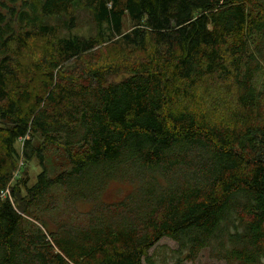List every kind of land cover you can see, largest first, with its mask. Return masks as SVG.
Returning a JSON list of instances; mask_svg holds the SVG:
<instances>
[{"label":"trees","instance_id":"1","mask_svg":"<svg viewBox=\"0 0 264 264\" xmlns=\"http://www.w3.org/2000/svg\"><path fill=\"white\" fill-rule=\"evenodd\" d=\"M32 1L0 0V192L10 193L0 198V264H170L149 255L163 238L176 244L171 264L205 249L224 264H264L263 92L255 84L264 0H35L31 9L43 16L82 6L121 35L116 60L79 75L63 63L100 46V26L92 38L68 36L21 62L33 36L47 35L18 25ZM124 16L134 24L122 34ZM217 85L233 94L234 124L193 105L199 90ZM42 145L67 167L48 169ZM34 159L42 170L28 187ZM113 183L131 190L108 203L102 195ZM43 205L83 221L37 213Z\"/></svg>","mask_w":264,"mask_h":264},{"label":"rangeland","instance_id":"2","mask_svg":"<svg viewBox=\"0 0 264 264\" xmlns=\"http://www.w3.org/2000/svg\"><path fill=\"white\" fill-rule=\"evenodd\" d=\"M40 1V0H39ZM36 1L33 0L31 3V7L28 8L24 14V20L18 23L21 25L23 30H31L35 27V30H39L44 27L47 35H36L29 41V45L27 48H24L20 54V61L26 63L36 60L40 53H46L47 51H55L60 41L68 38V36L78 35L80 37L92 38L95 36L99 26L100 32L103 37V43L96 47L95 49L83 53L79 55L75 59H71L66 61L64 66L67 67V73L79 75L84 73L86 69L93 68L99 64L107 63L113 60H116L118 55L122 53L119 50L120 47V36L116 35L114 31L105 23H97L94 18V14L91 10H88L82 6L74 5L71 8L70 14L66 15L64 18L52 17V16H43L37 13V11L32 10ZM34 12L31 14V18L28 17V13ZM35 17V18H33ZM133 22L129 17L124 16L122 18L121 24V33H127L133 27ZM17 27H20L18 26ZM44 25V26H42ZM16 27V28H17ZM71 29V30H70ZM42 31V30H40ZM131 51H135L134 48ZM137 56L143 57L144 53H135ZM20 73L25 74L26 70H21ZM127 74H120L115 76L112 81L117 82L121 79L125 78ZM256 87L263 92V99L261 105V110L264 112V66L260 69L259 73L256 74L255 77ZM203 91L199 90L195 100L193 101V105L198 109L202 110L205 115L211 120L222 121L226 124H234L236 113L235 111V101L232 92H227L221 85H217V87L210 88L209 94L201 93ZM264 123V120L260 121V124ZM41 141L37 142L39 145ZM21 142L17 143L16 147L20 153L21 151ZM43 153L46 160V166L51 171H60L67 167L66 161L63 159V155L60 154L59 150H56L53 147L42 145ZM21 163V162H20ZM41 167L39 162L34 159L26 166V176L23 178L26 185L28 187L32 186L35 181L37 175L41 172ZM131 190V186L127 183H113L110 184L105 193L102 195V200L108 203H112L122 199L125 195H127ZM60 194L61 191L55 190L53 191V195L55 197L56 194ZM21 196L25 197L24 189H21ZM79 205V204H78ZM63 203H62V205ZM89 205L79 206L80 211H87ZM37 213L42 215H50L57 219L65 218L71 219L75 222L83 221L82 218H75L73 213L70 210L66 211H55L52 210L46 214V205L37 207L35 209ZM30 222L31 219L29 217L25 218L23 222V227L25 228L27 222ZM32 222L36 223L33 219ZM176 249V244L174 241L163 238L161 239L156 246H154L150 251L149 255H152L154 259L166 258L169 263H172L171 257L173 256L171 251ZM143 264H146L143 261ZM180 264H224L221 261H216L210 257L207 249L202 250L198 257L194 261H184Z\"/></svg>","mask_w":264,"mask_h":264},{"label":"built area","instance_id":"3","mask_svg":"<svg viewBox=\"0 0 264 264\" xmlns=\"http://www.w3.org/2000/svg\"><path fill=\"white\" fill-rule=\"evenodd\" d=\"M22 163H20L21 166ZM10 193H9V186L4 190L0 192V198H6L9 197Z\"/></svg>","mask_w":264,"mask_h":264}]
</instances>
